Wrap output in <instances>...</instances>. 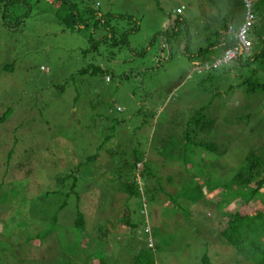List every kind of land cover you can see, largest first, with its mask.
Instances as JSON below:
<instances>
[{
	"label": "rangeland",
	"instance_id": "obj_1",
	"mask_svg": "<svg viewBox=\"0 0 264 264\" xmlns=\"http://www.w3.org/2000/svg\"><path fill=\"white\" fill-rule=\"evenodd\" d=\"M95 1L101 13L131 16L129 18L136 19L139 27L135 34L128 37L129 46H106L108 48L100 49L103 56L95 57L94 62L97 64H105L107 60L104 58L110 57L109 68L117 74L128 75L127 82H121L116 87L102 86L97 89V94L101 95L105 104H115L121 108L118 113L108 112L117 119L129 121L126 125L129 135L125 134L123 125L119 126V133L114 134L115 137L101 149L110 156L101 155L98 163H92L89 169L86 168L87 171H79L91 173L77 176L79 205L75 197L65 198L63 193L66 188L61 189L62 194L59 193L54 181L56 176L73 172L78 163L99 153L98 147L109 135V126L103 122L104 118H100L102 114L96 109V104L92 109L90 106L93 103L89 105L86 102L91 101L87 92L95 87L87 77H83L85 84L80 79L76 81L77 90L82 93L77 104L72 103L74 87L70 86L64 96H58L47 88L50 81L51 84L62 83L70 72L86 64L82 51L90 47L87 41L89 29L80 34L66 32L54 16L56 4L51 5L53 8L40 4L41 9H35L28 20L15 29H6L0 22V116L7 109L12 111L0 125V205L5 202V192H10L7 197L10 198V204L5 202L7 210H0V264H132L139 250L148 248L151 230L152 243L154 247L158 245L153 264H201L205 254L210 264H255L245 255H237L218 237L219 227H225L240 210L237 205H221L224 198L222 190L206 193L202 201L192 205L190 211L193 218L190 221H185L184 216L165 206L169 196L187 186L190 176L197 171L195 166L184 167L178 159L185 142L181 135L185 118L178 117V126L172 123L182 110L187 114L209 101L210 96L196 87V82L203 79L208 82L203 88L216 99L210 108L223 104L216 112L208 108L215 125L208 133L198 134L195 139L216 143L221 150L225 149V154L218 159L216 155L208 156L206 153H200L195 158H207L211 164L204 170L210 173V180L222 185L234 176L249 153L255 152L264 161V139H260V136L264 137L262 128L258 129L261 135L255 141L250 142L251 137H245L250 128L259 127V122L264 119V97L248 95L245 93L246 86L236 88L244 80L243 70L237 67L222 65L213 73L216 76L210 81L207 80V74L188 78L192 65L197 62L177 50L171 52L172 59L167 60L161 69L151 70L165 56L159 53L162 38H155V35L167 29L169 14L173 18L177 8L182 10L189 41L193 34L189 51L196 53L216 39L211 34L208 16L213 17V28L218 31L224 25L238 29L244 18L242 1ZM211 2L213 6H210ZM258 7L255 24L263 40L264 0L258 3ZM205 10L208 13L205 14ZM127 24V21L114 23L116 31L125 29ZM206 28L210 31H206ZM180 29L185 31L183 26ZM143 49H147L146 54L137 55ZM5 66H10L13 71L7 72ZM257 73L256 77L264 80V71L258 70ZM94 100L96 97L93 95ZM225 104L229 108L240 104L248 109L229 111L224 107ZM248 112H253L255 122L246 126V120L241 117ZM153 113L157 115L154 120L150 118ZM226 115L228 122L224 120ZM141 121L147 123L136 135L135 130ZM121 130H124L123 134ZM137 144L140 145V153L147 154L145 159L153 175V178H148L149 187L157 188L159 184L163 190V193H155L154 201L149 199L143 188L140 189L139 197L118 194L116 189L105 188L114 186L111 177L114 172H125L129 179L135 176L128 173L133 171H127L126 167L132 161L131 152ZM165 144V155L153 150ZM49 146L52 151L47 152ZM24 151L27 154L24 155ZM31 151L37 159L32 155L29 156L31 159L25 158ZM167 153L173 156L172 159ZM21 163L33 166L30 177L23 176L19 171L12 172L13 166ZM138 175L141 177V174ZM203 187L204 192H207L209 182ZM18 191L21 194L16 195ZM49 191H54L51 197L47 195ZM64 199L68 202L67 207L56 213L57 204ZM258 202L256 200L250 212L257 204L259 206ZM125 205L136 225L134 232L123 223L120 228L115 225V222L121 221ZM76 207L83 212L86 229L79 243L76 240H80V233L74 227ZM15 210H19L21 215L16 220L10 219ZM23 218L32 222V226ZM19 224H23L24 229ZM209 224H214V227L211 228ZM46 229L52 233L44 240L39 243L27 242L29 233L35 235ZM110 247L112 252L108 250ZM107 257L111 261H107Z\"/></svg>",
	"mask_w": 264,
	"mask_h": 264
},
{
	"label": "trees",
	"instance_id": "obj_2",
	"mask_svg": "<svg viewBox=\"0 0 264 264\" xmlns=\"http://www.w3.org/2000/svg\"><path fill=\"white\" fill-rule=\"evenodd\" d=\"M261 1L262 0L251 1V10L253 14L256 15V17L259 10L258 3H260ZM40 4H45L47 7L51 8H53L51 6L52 4L57 5L56 8H54L53 13L57 22L61 26H63L66 32L68 31L70 34H80L81 32L89 29L87 41L89 42L90 47L82 51L84 57L86 58V64H84L81 69H77L73 73L70 72L69 76H67L62 83L60 82L51 84L52 82L50 81L48 83L49 85L47 90H53L56 92V94H58V96H64L66 92H68L67 90L70 89V86H72L74 87V98L72 99V103L77 104L79 99L82 97V93L77 90L78 86L76 84V81L80 79L82 83L85 84L83 82V77H87L88 80H91L94 83L95 87L92 91L89 89V91L87 92V95L89 96L87 97L89 98V100L91 99V101L86 102L89 105H92L93 103V106H90L92 107V109L94 108V104H96V109L100 114H102L100 115V118H104L103 122L109 126V135L106 140L103 141L102 145L98 147L99 153H95L87 157L83 162L78 163L75 166L73 172H69L66 175L60 177L56 176V180L54 181L56 186L55 189H57L59 193L62 194V192H60L61 189L66 188V191L63 193L65 198L68 199L70 198V196H73L75 197L76 203L79 205L80 197L78 193H76V188L79 182V178H77V176L81 173H83V176H88L91 174L90 172L79 171H87L86 168L89 169L92 163L94 164L95 162L98 163L100 161L101 155H106L107 157L110 156L107 151H102L101 149L108 143V141L112 137H115L114 134L119 133V126L123 125L125 134L129 135V130L126 129V125L129 124V121L125 120L124 118L117 119L115 118V116H112V114L109 113L111 111L113 113L121 112V108H119L115 104H105V102H103V98H101V95L99 93L97 94V89H101L102 86L110 85L112 87H116L121 82H127L126 80L129 79L128 75L117 74L115 70H113L111 67L109 68L110 57L108 56L104 58V60H107L104 61L105 64H97L96 62H94V60L96 56H103L101 55L103 54V51H100L101 48H105L106 46L112 48L118 45L124 47L129 46L128 37L136 33L139 27V23H137L136 19L129 18L131 16L128 15H115L111 14L110 12L101 13V11L98 9V3L95 0H53L52 2H49V0H0V22L2 26L10 30L21 26L26 20H28L35 9H41L39 8ZM213 5V2H211L210 6ZM242 5L245 13V6L243 2ZM178 9L179 8H177L176 10ZM176 10L174 12L173 18L171 17V14L168 15L169 21L167 29H165L164 32H160L158 35H155L156 37L154 36L155 38H162V46L160 47L159 53H161L162 56L163 54H165V56H163V59L156 63V65L151 68V70L157 71L159 67L161 69V67L167 60L172 59L171 52L174 50H177L180 54L184 55L190 60L193 59L192 61H196V64L204 65L211 64L212 62L217 61L222 57L225 51L234 49L236 47V41H234L232 39V36H230L228 33V28L230 27V25H224L223 29L218 31L216 28H213V25L215 24L213 17L210 18V16H208V24L212 27L211 34L216 36V39L211 45H208L206 48L200 49L196 53H190L189 49L192 44L193 34L191 41H189V32L187 31V25H185L186 20L182 17V13H176ZM204 12L206 14L208 13V10H205ZM119 21H127L128 24L125 29L116 31L117 27L116 25H114V23ZM181 26L184 27L185 31H182L180 29ZM257 27L258 26L255 24L252 29L253 31H250L248 36V39L252 43L249 53H239L235 56V58L231 60L228 67H237L238 69L243 70L244 80L240 84H238L236 88L246 86L247 89L245 93H247L248 95L254 96L253 94H257L264 97V80H262V77H256V75L258 74V70L264 71V39L262 40L258 35ZM207 30L208 28H206V31ZM251 32H253V39L251 38ZM117 34H120V39H118ZM128 51H130L129 48ZM146 51L147 49H143L137 55L144 56L146 54ZM89 56H91L90 60L88 58ZM256 65L257 69H255ZM4 68L9 73L13 71L10 66H5ZM215 71L216 70H211L207 73L208 81L215 78L216 75H213ZM49 73L50 70H48V74ZM206 83L208 82H205L203 79L198 83L196 82V87H199L204 93L210 96L207 104L202 105L201 107L193 111L191 110L192 112L188 111L187 114H185V110H182V112L177 114L178 116H176L174 121H172L171 119L172 123L178 126V117L180 119L182 117L185 118L184 130L181 133L182 138L185 142L182 145L183 152L178 159L181 163H183L184 167L187 165L195 166L197 171L195 172V174L193 173L190 176V180L188 181L187 186H183L174 195L169 196V200L166 202L165 207H169L172 210L174 209L177 213L184 216L185 221H190L191 218H193V215L190 211L192 205H196L200 201H202L205 198L206 193H212L218 189L222 190L224 193V198L223 201L220 202L221 205H237L240 210L238 211V214H235L230 219V221H228L225 227H219V229L221 230L219 233L217 232L218 237L223 239L226 246L230 247V249L237 253V255H245L250 261L255 264H264V176H262L264 174V161L260 158L259 155H256L255 152L249 153L246 156L243 165L239 166V170L234 174V176L228 182L222 185L219 182L210 180V175H208L210 173L204 170V168L211 164L207 158L195 160V158L200 153H206L208 156L216 155L215 157H217V159L220 157V155L223 156V154H225V149L221 150L216 143H205L201 140H195L198 134H202L205 132L208 133L215 125V119L211 117V114L208 112V108L214 105V100L216 99L203 88ZM45 87L46 86H44V89ZM227 87H229V85ZM42 89L43 85L41 86V90ZM93 95L96 97V100L94 101H92ZM221 107H223V104H217L210 109L216 112ZM224 107L229 111H236L240 109L243 111L245 109H248L247 107L245 108L243 106H240V104H238L237 107L233 105L230 108L227 104H225ZM251 111H253V109H251ZM11 112V109H7L0 116V125L5 122L7 116L11 115ZM253 112L252 114L248 112L245 116L241 117L246 120V126H249L250 123L255 122V119H253ZM255 115L257 116L258 114L255 112ZM155 117L157 118V115L153 113L151 114L150 118L154 120ZM157 120L159 121L160 119ZM224 120L226 122L229 121L227 115L225 116ZM145 123H147V121H141L140 125L138 123V126L135 130L136 135L142 129ZM263 123L264 119L259 122V124H261L259 127L250 128L245 134V137H251L249 138L250 142L255 141L256 138L261 135L258 133L259 128H262V133H264ZM124 130H121L122 134L124 133ZM122 136L124 137V135ZM260 139H264V137L260 136ZM152 147H150V149H152ZM31 148L35 149L37 147ZM139 148L140 145L137 144L132 149V157L130 159L132 161L130 162L129 166L126 167L127 171H133L128 173H133L135 176L129 179L127 173L125 172H114L111 176L115 182L114 186H105V188L108 190L116 189V192L118 194L126 193L129 196L133 197H139L141 194L140 189L143 188L146 195L148 194L149 199L151 201H154L155 193H163V190L160 189L159 184L157 188L149 187L150 182L148 178H153V175L151 173L149 164H147V161L145 159L147 154H144V152L140 153ZM166 148L167 146L165 144V146H163L162 148L157 146L154 147L153 150L155 152L157 151L158 154L163 156L165 155ZM46 150L47 152L48 150L52 151L50 150V146L47 147ZM23 154L25 155L27 154V152L24 151ZM33 154L34 152L31 151V154H29L28 156L26 155L25 158L27 157V159H31V157L29 156L32 155L37 159V156ZM36 154L38 155L37 152ZM9 155L11 154L9 153ZM168 157L172 159L173 156ZM8 158H11V156H8ZM30 166V163L27 165L24 163L16 164L15 166H13L12 172L19 171L22 172L23 176L30 177L33 174V166ZM138 174H141V177ZM137 178H139L138 180L143 183V185H140V182L137 181ZM156 182H159V180H156ZM204 182H209L207 192H204L203 190V185L205 184ZM197 183L198 185H196ZM9 193L10 192H5V202H7L8 205L10 204V198H7L9 197ZM16 193V195L21 194L19 193V191ZM52 194H54V191L47 192L48 197H51ZM16 195H14V197H16ZM66 199L57 204L56 213L58 211H63L67 207L68 202H66ZM256 200L259 201V206L258 204L257 206L255 205L256 208L253 210V212H250L249 209H253V205ZM5 202L0 205L3 207L2 209H0L2 211L7 210V206H5L7 205V203ZM14 202H17V204L20 205L18 201ZM20 206L23 207L22 205ZM122 211L124 212L121 215V221L115 222L116 227L120 228L123 223V225L127 226V228L131 229L134 232L136 225L133 223L131 214L128 211L126 205L123 207ZM180 211L183 212V214ZM14 212L15 213H13L10 219L16 220V218L21 215V212L19 210H15ZM22 220H25L26 223L30 224V226H32L33 224L32 222L29 223V221L24 218ZM52 220L53 222L56 221L55 216H53ZM146 225L148 226V222H146ZM18 226H23V224H19ZM208 226L213 228L214 224H209ZM74 227L76 228V231L80 233V240H76V243H79L80 241L82 242V237L84 234H86L85 220L83 212H81L77 207ZM51 233L52 232L50 229H46L44 232H38L35 235L29 233L30 235L29 237H27V242L39 243ZM100 235L102 236V229H100ZM157 247L158 245H156L155 247L153 245L152 248L139 250L138 254L133 258L132 264H153L154 252L156 251ZM108 250L112 252L111 247ZM110 256L112 257V255ZM108 260L111 261L109 257H107V261ZM210 263L211 262L208 256L206 254L203 255L201 258V264Z\"/></svg>",
	"mask_w": 264,
	"mask_h": 264
},
{
	"label": "built area",
	"instance_id": "obj_3",
	"mask_svg": "<svg viewBox=\"0 0 264 264\" xmlns=\"http://www.w3.org/2000/svg\"><path fill=\"white\" fill-rule=\"evenodd\" d=\"M251 1L252 0H242L245 6V13L242 25L235 31L232 27H229L228 33L232 36V39L236 41L237 45L234 49L227 50L224 52L222 57L211 64L196 65L194 71L197 73L207 72L210 70H217L222 65H229L231 60L235 58L239 53L248 54L252 46L251 41L248 39L250 31L253 29L256 16L251 10ZM177 13H182L181 9L176 11ZM145 231L149 232L148 228H145ZM151 238L149 236L148 242L149 246H152Z\"/></svg>",
	"mask_w": 264,
	"mask_h": 264
},
{
	"label": "clouds",
	"instance_id": "obj_4",
	"mask_svg": "<svg viewBox=\"0 0 264 264\" xmlns=\"http://www.w3.org/2000/svg\"><path fill=\"white\" fill-rule=\"evenodd\" d=\"M253 1V0H252ZM255 1V0H254ZM177 11V10H176ZM177 13V12H176ZM256 16V15H255ZM256 20H257V17H256ZM255 20V21H256ZM243 22V21H242ZM255 23L256 22H254V25H255ZM242 25V24H241ZM240 25V26H241ZM239 26V27H240ZM231 27V26H230ZM238 27V28H239ZM254 27V26H253ZM233 28V27H232ZM229 29V28H228ZM234 29V28H233ZM235 30V29H234ZM238 30V29H237ZM237 30H235V31H237ZM252 31V30H251ZM230 35V34H229ZM231 36V35H230ZM241 54V53H240ZM196 65H202V64H193L192 65V68H191V71H190V74L188 75V78H190L191 77V75H203V74H207L209 71H207V72H201V73H197L196 71H194V67L196 66ZM211 71V70H210ZM186 80V79H185ZM148 235V234H147ZM149 238V237H148ZM150 238H151V240H152V236H150ZM151 242H153V241H151ZM148 244H147V246H148V248H152V246L154 245L153 243H152V246H149V242H147Z\"/></svg>",
	"mask_w": 264,
	"mask_h": 264
}]
</instances>
